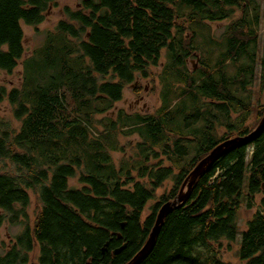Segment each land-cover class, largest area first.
I'll list each match as a JSON object with an SVG mask.
<instances>
[{
  "label": "trees",
  "instance_id": "obj_1",
  "mask_svg": "<svg viewBox=\"0 0 264 264\" xmlns=\"http://www.w3.org/2000/svg\"><path fill=\"white\" fill-rule=\"evenodd\" d=\"M58 1L0 0V72L11 75L22 61L20 87L0 85V105L11 106L16 122L0 121V227L24 225L0 264H29L34 252L30 264H128L198 163L262 120L259 104L255 123L247 125L258 73L264 87L259 5L81 0L77 9L65 7V19L24 57L22 23L40 25ZM224 21V33L211 37L208 23ZM163 50L159 109L150 115L116 110L125 87L149 78ZM192 57L200 67L190 72ZM120 135L139 141L116 163L113 153H126ZM262 183L264 130L197 179L140 264H228L222 242H236L240 233L242 264H264ZM32 196L37 210L29 225L22 219ZM257 196L258 209L241 230L239 212L254 208Z\"/></svg>",
  "mask_w": 264,
  "mask_h": 264
},
{
  "label": "rangeland",
  "instance_id": "obj_2",
  "mask_svg": "<svg viewBox=\"0 0 264 264\" xmlns=\"http://www.w3.org/2000/svg\"><path fill=\"white\" fill-rule=\"evenodd\" d=\"M81 0H60L57 3H53L49 9L44 14L43 22L38 26H28L22 23V29L24 32V48H25V55L24 57H28L34 50L41 47L44 43L45 33L49 30H53L57 25L59 20H64V8L70 7L72 10L77 9L79 7V3ZM253 2L259 5L260 11V24L258 27V34H259V42H258V52L260 57H264V0H253ZM252 11V9L250 10ZM240 12L236 11L235 18L239 16ZM229 21H224L220 23H212L208 25L211 29V37L219 38L225 31L226 27L228 26ZM187 35V34H186ZM188 38L191 35H187ZM208 41V39H206ZM200 44L204 45L201 41ZM209 43V42H208ZM210 45V44H209ZM206 45H204L205 47ZM212 46H210V49ZM213 52V50H212ZM218 52L216 53V56ZM167 63V56L166 50H163L161 53V60L156 67H152L150 69V76L147 79L137 78L134 83L128 85L124 89L123 98L122 100L117 103L116 110L122 109L129 114L133 113H141L145 115H150L155 113L157 109H159L161 105L160 101V91H161V84L159 78L162 75L164 67ZM200 60L196 57L189 58L187 61V69L191 71H195L200 67ZM260 70V66L257 65V71ZM259 74V73H258ZM257 74L254 84L250 89V94L252 97V111L250 118L247 122V125H251L255 123L256 120V110L255 107L257 105L264 106V87L261 86V81L259 75ZM21 76H22V61L19 62V65L13 71L11 75L0 72V85H4L7 88L12 87H20L21 85ZM172 79V77H171ZM11 106L7 102H3L0 105V121H4L10 123L11 125L16 126V122L12 118L11 113ZM254 111V112H253ZM233 117H237L236 115H232ZM224 128V127H223ZM219 129V134H222L225 129ZM139 141L137 136L131 137H122L119 136V143L125 147L126 153L122 154L121 152L113 153V158L116 163L124 156H130L133 153L131 147L135 143ZM168 165V164H166ZM165 165V166H166ZM71 184L75 185L76 181L72 180ZM164 188L169 190L171 188V182L166 181L164 183ZM164 190H160L158 194L163 192ZM261 196H257L255 198V206L252 209H247L246 207H242L241 211L239 212V227L241 230H245L246 222L253 216L254 212L258 209V204L260 202ZM151 205V203L149 204ZM148 205V206H149ZM37 205L35 202V198L32 196V202H30L29 206L25 209V213L27 218H23L22 222H26L29 225H32L35 216H36ZM145 216L150 214V211L146 209ZM24 230L23 224H12L10 222H5L0 227V256H4L7 253V250L11 247L14 238L20 234ZM242 234L238 235V241L236 242H228L223 241L221 247V258L224 262L228 264H242V262L238 258V249L241 243ZM34 253H31L30 258L32 263V257ZM29 263V264H30Z\"/></svg>",
  "mask_w": 264,
  "mask_h": 264
},
{
  "label": "water",
  "instance_id": "obj_3",
  "mask_svg": "<svg viewBox=\"0 0 264 264\" xmlns=\"http://www.w3.org/2000/svg\"><path fill=\"white\" fill-rule=\"evenodd\" d=\"M263 130L264 116L254 131H252L248 135L238 136L222 142L217 147H215L204 159H202L186 179L176 199L172 202L166 203L158 211L154 227L149 235L148 240L146 241L140 252L128 264H140L151 253L155 246L157 236L159 235L165 218L173 210L181 208L187 202L190 196V192L200 176L208 171L210 167L223 155L227 154L233 149L252 142ZM261 189L264 191V183H262ZM115 253L118 254L119 250H117Z\"/></svg>",
  "mask_w": 264,
  "mask_h": 264
}]
</instances>
